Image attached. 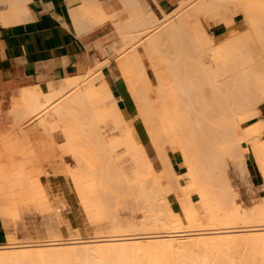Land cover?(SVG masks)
<instances>
[{"label": "bare ground", "instance_id": "1", "mask_svg": "<svg viewBox=\"0 0 264 264\" xmlns=\"http://www.w3.org/2000/svg\"><path fill=\"white\" fill-rule=\"evenodd\" d=\"M121 1L126 19L117 20L116 31L127 52L116 61L134 103V113L128 114L119 105L120 98L113 95L108 83L95 84L96 79L112 76L102 73L91 76L92 70H100L102 63L91 74L87 71L69 77L50 89L25 87L18 97L19 103L8 114L14 115L13 124L20 133L15 128L18 134L9 131L6 135V131V136L0 135L5 145L14 146L0 152V211L11 209L16 200L48 201L47 188L39 176L47 171L45 166L56 169V162L61 160L56 151L59 145L77 161V167L66 170L81 188H77L79 195L85 192L82 199L92 209L117 208L118 202L112 195L130 192L136 199H143L144 208L151 211V221L147 217L146 221L142 219L146 226L142 231H151L120 233L116 225L119 230L114 226V231L118 233L102 234L97 239L10 241L0 245V264H264V226L255 227L260 218L264 222L261 217L264 205L263 209L260 207L262 213L254 215L239 209L233 198L237 194L232 195L236 190L233 188L235 191L231 193L226 174L227 162L239 174L244 173L241 143L244 139L264 181V122L244 129L239 122L258 114L255 108L246 112L259 97L264 98V0H181L174 11L164 13L161 18L142 0ZM0 3L2 26L22 21L28 13L22 0H0ZM77 11L79 16H73L74 22L84 30L106 17L95 0H83ZM239 12L250 28L236 24ZM206 15L215 19L216 24L224 25L215 37H208L204 30L202 19ZM222 40L225 41L220 45L215 44ZM41 94L44 100L38 101ZM94 104L102 109L98 111L101 114H96L109 117L118 129L114 137L108 138L99 130L94 133V129L93 133L89 131L92 136L82 133L79 117L92 114L95 123ZM29 114L38 117L48 134L45 132L40 148L36 147L39 150L28 154L18 146L30 141V132L20 127ZM49 115L53 118L47 119ZM131 115L141 120L162 173L155 168L146 142L139 139ZM91 117H87L89 123ZM65 119H70L71 124L62 125ZM56 126L61 127L64 137L61 144H56L51 134ZM118 144L129 155V163L122 167L111 151ZM25 158L29 163H25ZM96 160L102 163L96 165ZM176 162L184 167L182 173L175 171ZM166 186L176 198L180 212L168 201ZM150 198L159 199L161 206L152 200L149 203ZM159 206L164 209L156 212ZM11 210L7 213L14 212ZM105 212L103 215H107ZM246 213L252 220L259 216L256 223L252 222L254 226L249 225L252 220L247 224L249 219L243 218ZM236 217L245 221H236ZM115 221L112 223L120 224ZM99 242L107 243V247L102 248ZM68 243H83L84 250L61 252L60 248L66 247L62 244ZM57 248L60 252L55 251Z\"/></svg>", "mask_w": 264, "mask_h": 264}, {"label": "rangeland", "instance_id": "2", "mask_svg": "<svg viewBox=\"0 0 264 264\" xmlns=\"http://www.w3.org/2000/svg\"><path fill=\"white\" fill-rule=\"evenodd\" d=\"M179 1L180 0H172L167 5L165 11L156 10L155 8H157L158 6L155 2H152V4L150 2V4L152 5V10H153L154 14L157 17L161 18L163 16V12L169 13L171 11H174V9L178 5ZM122 4H123V2H122ZM243 18H244V16L242 15L241 12H239V14L237 15L236 20H235L236 24L250 28V25L248 23L244 22L245 18L244 19ZM214 20L215 19L211 18L209 15H206L202 19L204 30L208 34L207 35L208 37L209 36H211V37L217 36L218 34L221 33V31L224 28V25L222 23L216 24L215 23L216 20L215 21ZM118 39H119V37H106V40L104 41L103 45L100 48V52H101L102 56L100 57V59L98 61H96L95 65L93 67L88 68L85 72L89 71L88 73L91 74L92 73L91 70L94 67H98L99 65H97V64L102 63L100 70H99V68H98V71H97V69H96V71H95V69L92 70L94 72H93V74H91V76L96 75L98 73L112 74V76H111L110 80L102 79V78L96 79L95 84L99 86V85L106 83L108 81V84L110 85V88L112 90L113 95L115 97L120 98V99H118L119 105L126 108L128 110V114H133L135 111L134 103L132 101L131 96L129 95V92H128V89L126 88V85L122 81L121 71L117 67L116 58L123 56L127 52L124 49V46H122V44L120 43V41ZM223 41H225V40L218 41L215 44L220 45L221 43H223ZM154 59L157 60L156 57H154ZM106 61H108L107 64L103 65V63ZM84 73H82V74H84ZM68 78L69 77L62 79L60 81L66 82ZM58 81H59V79L54 80V81L44 82V83H41L40 85L43 88H45L49 83L50 84H56ZM51 87L52 86H49L47 89H50ZM21 88L22 87L16 89L10 96H8L4 100V102H2V106H3L2 111H3V113H7V114L0 116V135L1 136H4L7 132L8 133L6 135H8L9 131H10V134H13V135L20 133L18 127L16 128L17 125L13 124V122L16 123V121L13 118L14 115L10 114L11 115L10 116L8 114L11 112V110H9L10 107H13V105L15 106L16 102L19 103V101L17 100L11 106V102L14 100V98H16L18 96V93L21 90ZM261 97H259L258 100H256L257 102L253 103L254 106L251 107L250 109H248L246 112V113H251L253 110L256 109V110H259V113L254 115L253 117L243 119V120H239L243 129L246 128L247 126H252V125L258 124V122L259 123H261V121L264 122V98L262 99ZM37 99H38V101H43L44 96L41 94L38 96ZM231 101H233V100H231ZM94 105H96V104H94ZM93 106H92L93 115L96 114L99 110L102 111V109H99V107L97 105H96L97 107L95 106L97 108V111H94L96 108L95 107L93 108ZM253 108H255V109H253ZM84 110H87V109L85 108ZM98 113H100V112H98ZM84 114L85 115L88 114V111H85ZM91 115L92 114H90V115L88 114L87 117L89 116V118H90ZM82 116H83V114H82ZM82 116L79 117L80 118L79 120L81 122H78V123H80V126L82 127L81 128L82 133L84 131V134L89 133V135H90V133L91 132L93 133L94 130H96V131H94V133L97 132V130H99L101 132H104V134H106L108 136V138H110L112 136L114 137V135L116 133L118 134V132H119L118 129H116L114 127V124L111 122V119L105 115L99 116V114H96L95 116H93L98 121V122H96V119H95V123H97V124L94 126V128H93V125L95 123H92L93 122L92 117L90 119L92 121H91V123H89L88 122L89 119L85 116V118L88 119L87 120L84 118V116L83 117ZM10 117H12V118L10 119ZM50 117L53 118V115H49V117L47 116V119L48 118L50 119ZM131 117L133 118L134 126H135L136 130L138 131V133L141 134V140L143 142H146L145 143L146 148L148 147L147 150L149 149L148 151H149V153L153 159V163H154L155 168L157 169V171L159 173H162L161 167H160L159 161L155 155L154 149L147 143V139H148L147 133L144 131V127H143L141 120L137 119L136 115H131ZM236 117H238V116H236ZM26 119L27 120L24 119V121L22 120L23 122L21 123L20 127L22 128V130H26V131L30 132L28 134L30 141H28L29 143H25V144L20 145L18 147L23 149V152L26 151L25 153L28 152V154H29V152H33V151L36 152L35 149H37L38 146L40 148V141L45 138V136L48 134L47 133L48 131L45 129V127L42 124L39 123L37 116L34 117V115L29 114L28 117H26ZM71 122L72 121H70V119H65V120L61 121V124L62 125H70ZM82 123L84 125V128L81 125ZM11 124H12V126H11ZM90 124H92L91 125L92 127L90 126ZM5 125H6V127H5ZM59 126H60V124H59ZM59 126H56L51 130L52 131L51 134H52L56 144H61L64 141V137L61 133V127H59ZM15 128L18 131V133L15 130ZM22 130H21V132H22ZM89 131H91V132H89ZM45 132L47 133L46 135H44ZM90 136H92V135H90ZM94 136H95V134H94ZM17 138L24 139V136H17ZM241 143H242L243 148H244L243 160L245 163L244 164L245 165V171H244V173L242 172L244 175H242V173L239 174L240 172H237L238 170H236V168L234 166H232L231 162H227V164H226V166H227L226 171L228 170L226 172V174L228 173L227 174L228 175L227 176V180H228L227 183L230 187H232V188H230L232 190L231 193L234 192L235 190L237 191V192L235 191V193L232 194V195L237 194L236 197L232 196L234 198V202L236 203V205L238 204L239 209L243 208L242 211H244L246 209L245 210V212H246L248 210V214L251 215L253 213L254 214L258 213L261 209L260 207H262L261 205L262 204L264 205V203H263V200H264V194H263L264 193V181H263V178L261 177V175L258 171L254 155L252 153H250V147H248L246 145V141L244 139L241 140ZM29 144H30V146H28ZM56 144H55V147H56ZM0 146L2 147V148L0 147V152L7 151L8 147H9L8 148L9 150L14 149V148H12L14 146H12V145H11L12 147L7 146L3 143V141H0ZM20 148H19V150H20ZM58 148L56 147L57 153L58 152L60 153V151L62 152L63 150H65V149L61 150L62 147H60L59 145H58ZM15 149H16V147H15ZM38 150L39 149H37V151ZM111 151L113 154L116 155L117 161L119 162L120 167L125 166L126 164L129 163V155L125 152V147L122 144H118V145L112 147ZM63 152H65V153H63ZM63 152L61 153V156L59 153L57 154L58 158L61 160L56 162L57 163V165H56L57 167H55L56 169H52L49 166H47V167L45 166L46 169L44 168V170H47V171H45L46 174L43 171L44 174L42 173L39 176L40 181L47 188L48 201H44L42 203V202L33 201V200H29V201L25 200L26 202L22 201V200H20V201L16 200V202L14 204L10 205L12 210L8 209V207H7L8 211H6V210L0 211V245L9 244L10 241H21V242L27 241V242H32V243H41V242L48 241L50 239H59L62 241H67V240L71 239L72 237H78V238L86 239V240L97 239V238L103 236L102 234L105 235V234H112L115 232L118 233V231H114L115 230L114 226H116V225H118V228L121 229L120 233H122V231H123V233H127V232L130 233L131 231L132 232H143L144 231V230L142 231V229H145L144 227H146V226H144V221H142V219H145V221L147 219H148V221H151L153 218L149 215V214H151V211L148 212V210L146 211V208H144L146 202L143 199H140V200H139V198L136 199L130 192L129 193L128 192L123 193V192L119 191V192H117V194L116 193L114 195L111 194L113 196L112 198L118 202V205H116V206H118L117 208L113 209L114 206H112V208H110V209H106L108 207H106V208L104 207L105 209L103 208V209H99V210L92 209L89 206L88 201L82 199V197L85 196V194H83L84 191H82V194L80 193V195H81L80 196L78 193V191H80V190L77 189L79 187L74 183V181H72L73 178H72L70 172L67 171V170H69L70 167H71V170L74 169L75 167H77L78 166V163H76L77 161L74 160V158L72 157L73 155L71 156L70 152H68V153H70L68 155L67 150L63 151ZM24 155H26V154H24ZM25 160H24L25 163H27L29 161V160L27 161L26 158H25ZM31 162H30V164H31ZM94 163L96 165H99L102 162L100 160L99 161L96 160ZM30 164H28V165H30ZM31 165H30V167H32L34 165V163L32 166ZM181 165L182 164H180L179 162L175 163L174 168H175L176 172H178V173L183 172L184 167ZM66 167H67V170H66ZM109 169L110 168L108 167L107 170L109 171ZM47 172H48V174H47ZM113 177L115 178L116 175L113 176V172H112V179H114ZM228 178H230V179H228ZM180 181L182 182L181 179H180ZM79 189H81V188H79ZM165 189H166V193H167V199L170 202L172 208L176 212H180L179 211V209H180L179 205H178L177 200L174 197L173 193L170 191L168 186H166ZM82 195H84V196H82ZM78 196H80V197H78ZM192 197L193 198L195 197L194 193H192ZM151 200H152V202L156 203L155 205H157V202H158L159 205L161 206V202L157 201L159 199L153 201V199L150 198V200H149L150 202L149 201L148 202L151 203ZM82 201H84V202H82ZM85 201H86V203H85ZM111 203H113V202H110V204ZM256 203L258 205L260 203V206H257ZM254 204L257 207L253 206ZM12 206H14L16 208L13 209ZM129 206H130V208H129ZM86 207H88V210ZM89 207L91 208V210ZM263 207H262V209H263ZM158 208H154V209L157 210ZM254 208L255 209L259 208V209H257V211H256ZM161 209H164V207L163 208L160 207V209H158V211H156V212H159ZM250 209H254L253 211H256V212H253ZM10 210L11 211L14 210V212L7 213V212H10ZM15 210H16V212H15ZM103 210L107 211V215H103L105 212V211L103 212ZM5 211H6V213H5ZM144 211H146L147 213L144 214ZM17 212H18V214H17ZM162 212H164V210ZM259 213H262V210ZM159 214H161V212ZM248 214L246 213L247 217L246 216L243 217L244 219L245 218L249 219L248 222H247L248 219L246 220L247 224H249V222L252 220L251 218H253L252 216H251V218H250V216L248 217ZM145 217H147V219ZM261 217H264V216H261ZM243 218L242 217L241 218L236 217L234 219L236 221H242ZM258 218H259V216H258ZM258 218H255V219L258 220ZM255 219H253L251 221V224H249V225L254 226V224L257 222V220L255 221ZM114 220H116L115 221L116 223L119 222L120 224H113L112 222ZM261 220H262V218H260L259 222L255 224V227H260L262 225L264 226L263 220H262V223H260ZM244 221L245 220H243V222ZM254 221H255V223L252 224V222H254ZM182 222L186 223L185 220H183V218H182ZM141 224L143 225V227ZM125 225H126V227H125ZM257 225H259V226H257ZM116 229H117V226H116ZM119 229H117V230H119ZM147 231H151V230L146 229L144 232H147ZM100 243L102 245V248H103V246H104V248L107 247V246L105 247V244H107V243L99 242V244ZM62 246H66V247H62V248L59 247L61 250H63L61 252L69 251L70 249L76 250V251L84 250V244L83 243H68V244H62ZM109 247H111V245ZM42 248H45L47 250V246H43ZM54 250L55 249H53L51 251L52 252H55V251L60 252L58 248H57V250H55V251Z\"/></svg>", "mask_w": 264, "mask_h": 264}, {"label": "crops", "instance_id": "3", "mask_svg": "<svg viewBox=\"0 0 264 264\" xmlns=\"http://www.w3.org/2000/svg\"><path fill=\"white\" fill-rule=\"evenodd\" d=\"M22 1L29 15L15 24L2 26L0 23V116L7 114L2 111V102L16 89L22 87L16 97L18 100L25 87L47 89L55 84L49 83L45 88L40 84L58 79L59 83L93 67L102 56L100 48L106 37H119L117 20L126 19L121 0H95L107 18L84 30L73 17L79 16L77 8L83 0ZM142 1L151 10V4L155 2L156 10L165 11L172 0ZM69 8L76 13L72 14ZM17 100L14 99L11 106ZM137 135L141 140L138 131Z\"/></svg>", "mask_w": 264, "mask_h": 264}]
</instances>
